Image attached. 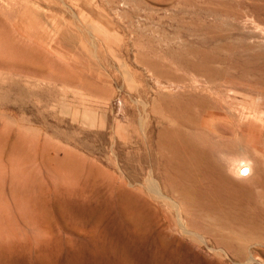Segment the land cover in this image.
Here are the masks:
<instances>
[{"label": "rangeland", "instance_id": "rangeland-1", "mask_svg": "<svg viewBox=\"0 0 264 264\" xmlns=\"http://www.w3.org/2000/svg\"><path fill=\"white\" fill-rule=\"evenodd\" d=\"M202 1L0 0V264H71L83 247L123 264L108 225L123 193L155 211L154 107L201 80L163 54ZM244 26L264 45L263 24ZM247 109L264 140V101Z\"/></svg>", "mask_w": 264, "mask_h": 264}, {"label": "bare ground", "instance_id": "bare-ground-1", "mask_svg": "<svg viewBox=\"0 0 264 264\" xmlns=\"http://www.w3.org/2000/svg\"><path fill=\"white\" fill-rule=\"evenodd\" d=\"M198 7L178 17L182 35L163 51L201 80L154 107L161 123L146 157L154 170L145 186L156 195L155 211L123 193L108 225L123 264H246L251 253L255 261L264 257L263 123L247 109L248 99L264 101V45L244 26L248 19L264 25V0H203ZM95 253L80 248L71 264H110Z\"/></svg>", "mask_w": 264, "mask_h": 264}]
</instances>
